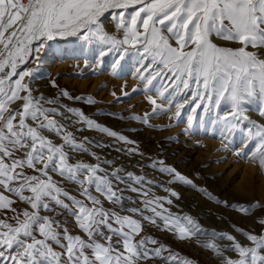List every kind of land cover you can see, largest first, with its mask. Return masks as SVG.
<instances>
[{"label": "snow or ice", "instance_id": "6c2138e0", "mask_svg": "<svg viewBox=\"0 0 264 264\" xmlns=\"http://www.w3.org/2000/svg\"><path fill=\"white\" fill-rule=\"evenodd\" d=\"M130 6L138 7L126 17ZM117 9L122 11L116 12ZM105 14L118 20L116 27L123 29L122 38L105 31ZM57 37H76L105 46L107 51L101 50L100 56L115 52L123 58L135 52L141 64V78L149 84L159 79L164 82L165 91L171 88L173 95L190 92L188 103L203 107L205 113L215 110L218 117L222 105L230 108L219 118L233 126L242 121L252 125L248 135L259 138L257 150L264 166V125L245 114L255 108L264 116V0H0V264H140L165 251L163 245L149 249V244L158 243L152 237L136 240L142 231L141 222L105 209L100 198L92 194L90 189L95 188L107 200L122 205V190L109 179V174L98 175L105 171L99 164L68 162L65 145L86 152L84 143L75 142L68 132L63 135L64 143L55 145L42 134V130H47L60 135L64 129L49 116L58 113V109L44 107V103L57 101L33 97L24 78H31L35 70L18 69L33 53L39 62L38 54ZM144 62H148L147 66ZM159 94L164 97V92ZM148 99L155 105V114L160 105L152 97ZM16 101L23 103L12 107ZM69 111L89 127L118 136L79 110ZM148 115L134 118L147 123ZM29 120L36 122L35 126ZM252 128L256 129L254 134ZM118 138L126 140L122 135ZM119 171L110 175L123 182ZM161 171L174 173V179L195 187L192 180L173 168ZM50 173L77 184L91 206L62 188ZM127 176L137 183L143 180L132 173ZM5 193L29 208L14 207L17 201ZM162 199L146 200L145 207L155 203L162 208ZM254 206L232 205L243 212ZM64 211L84 235L72 234L56 219ZM128 211L138 213L141 209ZM151 211L153 216L144 219L156 223L155 217H160L164 227L174 230L181 239L199 230L191 217L164 215L156 207H151ZM260 222L264 224V220ZM221 235L235 241L231 235ZM246 235L253 246L234 242L232 249L239 258H225L223 264H264V235ZM205 246L222 255L217 245Z\"/></svg>", "mask_w": 264, "mask_h": 264}, {"label": "rangeland", "instance_id": "374dc122", "mask_svg": "<svg viewBox=\"0 0 264 264\" xmlns=\"http://www.w3.org/2000/svg\"><path fill=\"white\" fill-rule=\"evenodd\" d=\"M136 7L130 6L125 12L126 17ZM117 23L111 14L102 18L105 31L122 38L124 32L117 29ZM101 50L107 51V48L76 37H57L38 54L39 62L34 59L37 54L33 53L26 64L20 65L18 71L35 70L31 78H24L33 97L43 96L45 101H57L55 104L41 103L44 107L58 109V113H50L49 116L64 125V129L60 135L47 130H42V134L55 145L63 144V135L68 132L73 134L75 142L84 143L88 149L86 152L74 151L65 145L68 162L99 164L105 171L98 175L109 174V179L122 190V205L107 200L95 188L90 189L92 194L100 198L105 209L132 216L141 222L142 231L136 240L149 236L158 241L156 245L149 244V249L160 245L165 247L160 257L140 264H183L184 261L190 264H223L225 258L238 259V252L232 249L234 242L253 246L246 233L264 235V224L260 222L264 220V166L257 150L259 138L248 135L252 125L246 121L239 122L237 126L226 124L219 117L231 111L230 108L222 105L218 117L215 110L205 113L203 107L196 108L195 104L188 103L190 92L173 95L171 88L165 91L164 82L159 79L149 84L147 79L141 78V64L135 52L121 58L115 52L100 56ZM144 63L147 66L148 62ZM64 92L68 95H63ZM160 92H164V97ZM149 97L160 105L155 114V105ZM22 103L16 101L12 107ZM69 109L79 110L85 117L126 140L89 127ZM146 113L149 114L147 123L134 118L144 117ZM245 114L264 125V116L255 108ZM28 123L35 126L36 122L29 120ZM252 131L254 134L256 129L252 128ZM167 167L192 180L195 187L174 179V173L161 171ZM117 169L123 182L110 175ZM28 171L31 174L32 170ZM128 173L133 177H143V180L137 183L135 179L128 178ZM50 175L71 195L91 206L90 201L81 195L77 184L56 173ZM157 197L163 198L159 201L162 208L155 203L145 207L146 200ZM12 199L17 201L14 207L29 208L15 196ZM232 205L255 206L243 212ZM151 207H156L164 215L191 217L199 225V230L189 238L181 239L174 230L164 227L160 217H155L156 223L144 219L145 216H153ZM130 208L141 209V212H129ZM42 214L53 215L48 212ZM56 219L64 223L72 234L84 235L66 211ZM221 234L231 235L235 241ZM208 243L217 245L222 255L206 247ZM172 256L176 259H170Z\"/></svg>", "mask_w": 264, "mask_h": 264}]
</instances>
